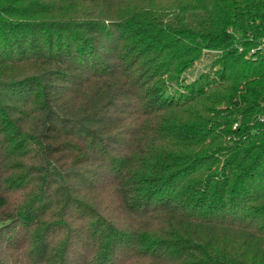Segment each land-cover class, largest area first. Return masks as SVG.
<instances>
[{
    "label": "trees",
    "instance_id": "obj_1",
    "mask_svg": "<svg viewBox=\"0 0 264 264\" xmlns=\"http://www.w3.org/2000/svg\"><path fill=\"white\" fill-rule=\"evenodd\" d=\"M0 264H264V0H0Z\"/></svg>",
    "mask_w": 264,
    "mask_h": 264
},
{
    "label": "rangeland",
    "instance_id": "obj_2",
    "mask_svg": "<svg viewBox=\"0 0 264 264\" xmlns=\"http://www.w3.org/2000/svg\"><path fill=\"white\" fill-rule=\"evenodd\" d=\"M216 55V51L204 52L201 59L196 61L194 65L183 74L186 82H189L196 78L200 72L206 71L209 68L211 61L215 58Z\"/></svg>",
    "mask_w": 264,
    "mask_h": 264
}]
</instances>
